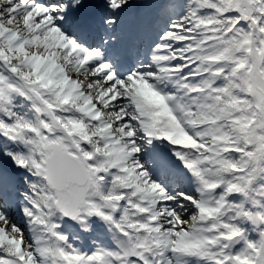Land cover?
<instances>
[{
	"label": "snow or ice",
	"instance_id": "snow-or-ice-1",
	"mask_svg": "<svg viewBox=\"0 0 264 264\" xmlns=\"http://www.w3.org/2000/svg\"><path fill=\"white\" fill-rule=\"evenodd\" d=\"M0 264H264V0H0Z\"/></svg>",
	"mask_w": 264,
	"mask_h": 264
}]
</instances>
